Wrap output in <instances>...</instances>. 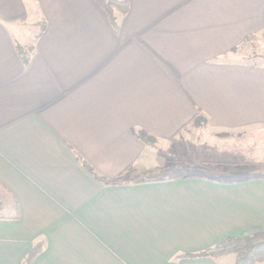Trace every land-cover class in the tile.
Returning <instances> with one entry per match:
<instances>
[{
  "label": "crops",
  "instance_id": "1",
  "mask_svg": "<svg viewBox=\"0 0 264 264\" xmlns=\"http://www.w3.org/2000/svg\"><path fill=\"white\" fill-rule=\"evenodd\" d=\"M126 1L114 27L94 0H0V264H232L186 256L264 230V65L235 53L264 0Z\"/></svg>",
  "mask_w": 264,
  "mask_h": 264
},
{
  "label": "trees",
  "instance_id": "2",
  "mask_svg": "<svg viewBox=\"0 0 264 264\" xmlns=\"http://www.w3.org/2000/svg\"><path fill=\"white\" fill-rule=\"evenodd\" d=\"M96 4L103 10L106 17L108 18L112 26H116V14L126 15L129 11V3L126 0H94ZM45 28L44 23L37 25V36H41ZM250 38L246 39L249 40ZM245 41V42H246ZM19 55L23 59V63L27 64L29 60V54L32 53L33 47L21 48L17 47ZM207 120L202 115H194L188 123H186L181 129L186 128L189 125L192 126H202L205 127ZM178 131V133L180 132ZM134 135L146 145H154L156 140L154 137H151L145 132L137 131L134 132ZM83 166L92 174L94 172L86 165L85 162L81 161ZM149 180L136 178L133 183H144ZM106 185H117L121 181L116 179L113 181H102ZM0 218L7 219H18V209L16 203L11 207L9 205H4V201L0 196ZM43 247L42 243H39L33 247V249L28 253V255L23 259L21 264H31L33 259L40 253ZM226 255H232L234 261L232 264H264V230L258 233H255L251 236L234 238L229 237L221 241L217 245L204 250L201 253L196 255H189L186 257H210V258H219Z\"/></svg>",
  "mask_w": 264,
  "mask_h": 264
},
{
  "label": "rangeland",
  "instance_id": "3",
  "mask_svg": "<svg viewBox=\"0 0 264 264\" xmlns=\"http://www.w3.org/2000/svg\"><path fill=\"white\" fill-rule=\"evenodd\" d=\"M235 53L241 56L245 61L264 65V33H261L257 36H252L249 40L238 47ZM187 128L191 129L204 127L189 125L184 129L186 130Z\"/></svg>",
  "mask_w": 264,
  "mask_h": 264
}]
</instances>
